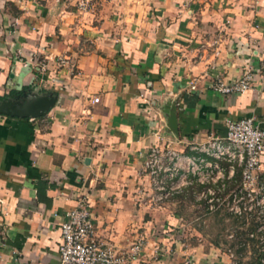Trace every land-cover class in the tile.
Listing matches in <instances>:
<instances>
[{
    "label": "crops",
    "instance_id": "1",
    "mask_svg": "<svg viewBox=\"0 0 264 264\" xmlns=\"http://www.w3.org/2000/svg\"><path fill=\"white\" fill-rule=\"evenodd\" d=\"M76 1L0 0V97L53 98L41 116L0 114V264H56L59 224L82 197L98 242L141 241L123 264H198L140 171L152 145L206 158L189 145L223 139L227 118L264 128V0H91L85 12ZM245 68L246 92L210 88Z\"/></svg>",
    "mask_w": 264,
    "mask_h": 264
},
{
    "label": "built area",
    "instance_id": "2",
    "mask_svg": "<svg viewBox=\"0 0 264 264\" xmlns=\"http://www.w3.org/2000/svg\"><path fill=\"white\" fill-rule=\"evenodd\" d=\"M76 6L85 12L91 8L92 1L77 0ZM65 60L58 58L60 63ZM258 63V67L264 69V53ZM40 67L44 68V64ZM251 80L252 71L245 68L240 77L230 83L215 75L210 88L221 95L240 94L249 89ZM97 100V97L92 98L93 102ZM189 148L209 159L183 154L167 145L149 147L140 171L148 182L149 192L145 195L160 203L186 186H200L193 197L203 202L207 212L222 208L236 217L253 219L262 252L260 264H264V180H259V175H264V128L251 117L227 118L223 139L209 138ZM237 169L239 175L235 179ZM59 232L56 264H123L127 257L133 259L141 249L140 240L128 252H118L112 245L98 242L84 197L66 212ZM253 235L249 233L250 237ZM225 255L228 260L233 257L231 250Z\"/></svg>",
    "mask_w": 264,
    "mask_h": 264
},
{
    "label": "rangeland",
    "instance_id": "3",
    "mask_svg": "<svg viewBox=\"0 0 264 264\" xmlns=\"http://www.w3.org/2000/svg\"><path fill=\"white\" fill-rule=\"evenodd\" d=\"M259 180L263 181L264 175H259ZM190 187L182 188L179 192L180 196L174 194L171 197L173 198L172 203H167L166 200L159 203V210L163 216L176 215V218H180L177 225H173L172 231H169L173 233L171 235L175 243L181 248V251L193 248L197 255L202 257L198 264H207L204 263V260H207L204 256L205 253H211L210 256L214 258L217 257L215 254H220L228 259L225 255L227 250H231L233 254L231 260H228V264H233L234 261V264L246 262L250 249L247 248L242 252L237 251L238 241L241 239L239 230H256L253 219L236 217L222 208L214 212H207L202 201L195 200L194 197L193 199L188 198ZM181 256L183 258L185 255ZM212 257L211 260L214 259Z\"/></svg>",
    "mask_w": 264,
    "mask_h": 264
},
{
    "label": "water",
    "instance_id": "4",
    "mask_svg": "<svg viewBox=\"0 0 264 264\" xmlns=\"http://www.w3.org/2000/svg\"><path fill=\"white\" fill-rule=\"evenodd\" d=\"M53 102L51 97H42L33 91L20 90L0 100V114L15 117L34 118L44 114L45 109ZM162 111L166 114V129L176 132L174 106L164 103Z\"/></svg>",
    "mask_w": 264,
    "mask_h": 264
},
{
    "label": "trees",
    "instance_id": "5",
    "mask_svg": "<svg viewBox=\"0 0 264 264\" xmlns=\"http://www.w3.org/2000/svg\"><path fill=\"white\" fill-rule=\"evenodd\" d=\"M14 93V90L10 91V95ZM3 97H0V100ZM239 171L236 170L235 173V179L238 178ZM201 187L197 185H192L190 187V192L187 194L188 198L193 199V192L198 191ZM175 196H180L179 193H176ZM241 239L239 240V237H237V240H239V247L237 251L242 252L245 251L247 248L250 249L248 259L243 264H260V257L262 256V252L260 251V246L258 244V233H255V230H239ZM249 233H254L252 237L249 236ZM242 234V235H241ZM244 236V237H243ZM235 263V261H234ZM233 263V264H234Z\"/></svg>",
    "mask_w": 264,
    "mask_h": 264
}]
</instances>
